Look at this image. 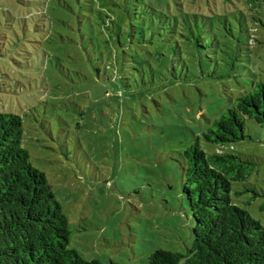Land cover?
Listing matches in <instances>:
<instances>
[{"label": "rangeland", "instance_id": "374dc122", "mask_svg": "<svg viewBox=\"0 0 264 264\" xmlns=\"http://www.w3.org/2000/svg\"><path fill=\"white\" fill-rule=\"evenodd\" d=\"M144 3L171 20L197 14L191 21L201 34H216L231 54L240 47V58L232 65L223 48L202 51L205 73L213 75L201 76L194 51L187 54L177 26L163 17L146 38L154 33L149 53L165 51L167 58L148 61L157 72L174 66L177 78L155 73L127 91L89 59L94 43L111 35L109 21L101 20L111 0H0V113L22 118L23 147L69 220V247L101 264H148L156 250L192 248L182 154L196 141L216 153L219 146L203 133L232 101L264 82V48L248 41L244 0ZM217 15L231 23V36ZM245 135L223 149L254 164L246 181L233 184L232 197L264 227V131L247 120Z\"/></svg>", "mask_w": 264, "mask_h": 264}, {"label": "trees", "instance_id": "16d2710c", "mask_svg": "<svg viewBox=\"0 0 264 264\" xmlns=\"http://www.w3.org/2000/svg\"><path fill=\"white\" fill-rule=\"evenodd\" d=\"M111 1L112 9L106 13V19H101L104 23L109 21L106 28L111 29V35L94 43V55L89 58L96 62L95 71L104 67L111 74L107 75L108 80L121 81L127 91L137 87L138 79L151 81L155 73L177 78L174 66L157 72L148 61L154 58L161 62L167 55L165 51L150 54L156 40L154 33L146 38V29L155 26L157 19L170 17L146 3L143 5L142 0ZM184 1L189 5L202 2ZM244 4L249 11L248 41L257 50H263L264 0H244ZM181 17L180 21L173 16L170 27L177 26L174 31L184 38L187 54L192 56L188 50L194 51L193 63L201 76L213 75L205 73L202 51L213 46L223 48L221 51L232 65L240 58V47L231 54V46H222L216 34L210 38L201 34L198 23L191 21V17L197 21V14L184 13ZM225 17L216 16L231 36L232 25L223 21ZM162 43H166L164 38ZM206 56L210 60L209 54ZM247 120L264 131L262 81L232 101L203 133L206 142L219 146L216 153L207 154L196 141L182 154V192L194 223L193 245L184 254L156 250L148 264H264V227L232 197L233 184L246 181L254 164L223 152L227 145L246 138ZM23 132L20 116L0 113V264H101L86 260L69 247V220L46 175L32 165L23 147Z\"/></svg>", "mask_w": 264, "mask_h": 264}]
</instances>
